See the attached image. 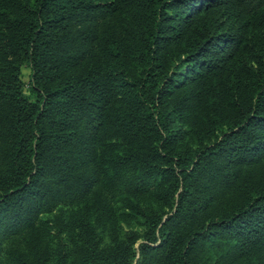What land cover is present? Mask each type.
Returning <instances> with one entry per match:
<instances>
[{
  "label": "trees",
  "instance_id": "16d2710c",
  "mask_svg": "<svg viewBox=\"0 0 264 264\" xmlns=\"http://www.w3.org/2000/svg\"><path fill=\"white\" fill-rule=\"evenodd\" d=\"M5 239L0 264H264V0H0Z\"/></svg>",
  "mask_w": 264,
  "mask_h": 264
},
{
  "label": "rangeland",
  "instance_id": "374dc122",
  "mask_svg": "<svg viewBox=\"0 0 264 264\" xmlns=\"http://www.w3.org/2000/svg\"><path fill=\"white\" fill-rule=\"evenodd\" d=\"M107 18L108 16L105 15ZM28 72H29V67L25 64L22 63L20 66V72H19V78L21 82V92L22 94L27 97L29 100L33 99L34 93L30 90V83L28 81ZM190 146H193L192 143H189ZM130 185V184H127ZM145 186L147 185V180L145 181ZM127 187L121 189V190H116L113 193V198L114 201L113 204H110L112 209L115 211V214L117 217L121 220L120 223L122 224L123 229H129L132 228L137 231V233L140 235L142 232V227L141 225L134 219L132 216L129 207L126 205V196H127ZM79 207V203H74L73 205L61 203L53 207L50 211L47 213L43 212L40 214V219L42 222H50L51 224L48 225L49 228L46 231V239L48 243L51 245V247L58 251L59 249H64V245L66 246V242L64 243L61 238H64L66 235V240H67V233L64 229H59L58 225L54 223L53 218H58V216L64 211H70V210H76ZM40 221V222H41ZM48 224V223H47ZM72 230V229H71ZM75 231V230H74ZM96 233H97V238L101 240V238L105 241L106 237L103 232H100L96 228ZM103 233V234H102ZM99 235V237H98ZM141 237L139 236L138 239L133 243V246L135 248L138 247L139 242H141ZM70 242L69 240L68 243V248L70 247ZM10 243L8 240H4L0 242V248L3 251V249ZM2 251L0 253H2ZM136 253L134 254V259L136 258ZM45 264H52V261H48Z\"/></svg>",
  "mask_w": 264,
  "mask_h": 264
}]
</instances>
